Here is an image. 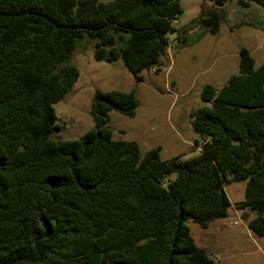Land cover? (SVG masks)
<instances>
[{
  "label": "trees",
  "instance_id": "1",
  "mask_svg": "<svg viewBox=\"0 0 264 264\" xmlns=\"http://www.w3.org/2000/svg\"><path fill=\"white\" fill-rule=\"evenodd\" d=\"M205 1L190 25L216 35L226 0ZM181 13L180 0H0V264H215L186 222L205 230L225 218L231 182H246L236 209L254 212L247 228L264 236V65L244 48L238 73L200 92L211 106L191 113L194 157L163 161L160 148L141 156L135 141L113 139L108 113L133 118L134 91H95L93 128L52 137L53 105L79 77L67 64L79 41L139 83L169 34L184 46Z\"/></svg>",
  "mask_w": 264,
  "mask_h": 264
},
{
  "label": "rangeland",
  "instance_id": "2",
  "mask_svg": "<svg viewBox=\"0 0 264 264\" xmlns=\"http://www.w3.org/2000/svg\"><path fill=\"white\" fill-rule=\"evenodd\" d=\"M239 1L248 5L240 7ZM202 5L208 7L209 3L180 0L182 13L174 27L187 29L184 46L180 48L175 34H169V46L161 65L142 71L139 83L121 60L95 61L92 42L79 41L67 61L78 69L79 77L72 90L53 105L58 129L52 137L75 140L93 128L90 104L95 91H134L138 108L133 118L115 111L108 113L113 139L135 141L141 156L150 149L160 148L163 161L196 156L198 148L194 142L199 137L193 130L191 113L211 106L201 100L202 88L211 85L220 89L229 77L238 73L241 48L250 53L255 68L264 65V11L260 6L248 0H226L222 8L227 20L212 35L203 33L198 25H190ZM245 185V181L225 185L230 201L227 216L211 223L208 229L186 222L195 244L212 259L219 255V264H264V236H257L247 228L255 213L236 209L244 200Z\"/></svg>",
  "mask_w": 264,
  "mask_h": 264
},
{
  "label": "water",
  "instance_id": "3",
  "mask_svg": "<svg viewBox=\"0 0 264 264\" xmlns=\"http://www.w3.org/2000/svg\"><path fill=\"white\" fill-rule=\"evenodd\" d=\"M238 4L240 7H243L245 3L243 1H239ZM217 253L218 252H214L215 255H217Z\"/></svg>",
  "mask_w": 264,
  "mask_h": 264
},
{
  "label": "crops",
  "instance_id": "4",
  "mask_svg": "<svg viewBox=\"0 0 264 264\" xmlns=\"http://www.w3.org/2000/svg\"><path fill=\"white\" fill-rule=\"evenodd\" d=\"M213 223V222H212ZM219 227H220V225H219ZM204 250V249H203ZM205 251V250H204ZM206 252V251H205ZM208 254V253H207ZM215 260H217V264H219V262H220V259H219V255L216 257V258H214Z\"/></svg>",
  "mask_w": 264,
  "mask_h": 264
},
{
  "label": "built area",
  "instance_id": "5",
  "mask_svg": "<svg viewBox=\"0 0 264 264\" xmlns=\"http://www.w3.org/2000/svg\"><path fill=\"white\" fill-rule=\"evenodd\" d=\"M234 224H235V222H234ZM213 262H214L215 264H217V260L213 259Z\"/></svg>",
  "mask_w": 264,
  "mask_h": 264
}]
</instances>
